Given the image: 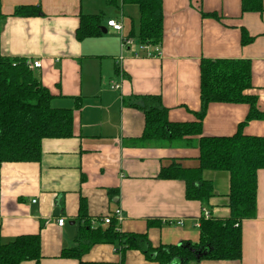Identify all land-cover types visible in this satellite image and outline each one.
<instances>
[{
    "label": "crops",
    "instance_id": "0c3cea01",
    "mask_svg": "<svg viewBox=\"0 0 264 264\" xmlns=\"http://www.w3.org/2000/svg\"><path fill=\"white\" fill-rule=\"evenodd\" d=\"M127 5L123 0H1L6 22L0 56L41 62L33 73L53 96L52 106L74 115L73 137L43 140L40 162L0 163V243L39 235L40 264H156L139 250L121 252L108 243L94 245L81 259L62 257L79 246L83 203L95 229L108 226H93L94 220L120 209L124 222L118 231L147 235L154 247L197 243L206 210L211 218L230 217L228 173L205 172L215 186L207 205L187 200L183 181L159 178L173 163L199 167V137L168 146L144 142L145 115L133 104L159 96L171 122H195L201 61L248 60L253 88L245 94L257 98L264 114V12L243 13L242 0H162L163 40L148 46L147 54L130 37L139 32V7ZM23 6L40 7L42 14L15 17ZM94 15L102 16V34L79 41L81 18ZM110 20L122 23L123 31L109 28ZM243 32L253 39L246 46ZM123 38L133 45L124 49ZM249 110L247 104H211L203 135L233 136ZM243 134L264 138V120L249 122ZM60 218L66 220L63 227ZM242 240V260L198 264H264V170L258 173L257 214L242 222Z\"/></svg>",
    "mask_w": 264,
    "mask_h": 264
},
{
    "label": "trees",
    "instance_id": "16d2710c",
    "mask_svg": "<svg viewBox=\"0 0 264 264\" xmlns=\"http://www.w3.org/2000/svg\"><path fill=\"white\" fill-rule=\"evenodd\" d=\"M114 3L115 0H107ZM139 7V32L131 35L142 46L162 43L164 15L162 0H123ZM243 13H263V0H242ZM40 7H18L15 17H36ZM6 22L0 0V38ZM102 16H83L77 39L95 38L102 34ZM253 39L243 32L242 43ZM252 64L248 60H207L200 65L201 110L197 121L173 123L161 97H141L133 104L145 115L142 140L147 143H173L189 137H199V167L186 169L173 163L159 174L162 180L185 183L186 198L208 204L215 196V186L206 180L205 172H225L230 176L229 209L227 219H204L199 227V241H184L179 245L154 247L147 235L123 234L113 217L107 229L94 228L86 217V205L81 206L83 220L79 246L62 253L64 258L81 259L91 247L100 243L117 245L124 250H139L156 264H198L202 261L233 262L243 257L242 222L257 214L258 173L264 170V138L243 134L244 127L253 120H264L257 108V98L245 94L252 89ZM53 96L42 86L26 59L0 56V163H37L42 156L45 139L71 138L74 135L73 110L52 106ZM247 104L249 114L230 137L203 135V121L211 104ZM102 220V219H101ZM100 220V221H101ZM42 259L39 235L18 237L14 242L0 243V264H22Z\"/></svg>",
    "mask_w": 264,
    "mask_h": 264
},
{
    "label": "built area",
    "instance_id": "2783aa9c",
    "mask_svg": "<svg viewBox=\"0 0 264 264\" xmlns=\"http://www.w3.org/2000/svg\"><path fill=\"white\" fill-rule=\"evenodd\" d=\"M107 26L109 28H112L114 31L119 32V33H121L123 31L122 23H119V22H117L115 20L108 21L107 22ZM132 45H133V40L128 39V38H123V48L124 49L126 47H131ZM141 49L144 50V51L145 50L149 51V47L148 46L142 47ZM148 56H153V54L151 52H149ZM26 63H27L28 68L30 70H32V71L35 70V69L41 68V62H39V61H33V60H30V59H26ZM118 88H119V85H113L112 86V89H118ZM113 217L116 219V221L118 222L119 225L124 222V213H123L122 210L118 209L112 215L106 216L101 221L100 220H97V221L94 220L93 221V226H95V224H97L99 222H101L104 225H109L111 223ZM203 218L204 219H210L211 218V215H210L209 211H207V210L204 211ZM65 224H66V220L64 218H60L58 220V226L59 227H63ZM178 225L182 226L183 225V221H179ZM199 227H200V225H199Z\"/></svg>",
    "mask_w": 264,
    "mask_h": 264
},
{
    "label": "rangeland",
    "instance_id": "374dc122",
    "mask_svg": "<svg viewBox=\"0 0 264 264\" xmlns=\"http://www.w3.org/2000/svg\"><path fill=\"white\" fill-rule=\"evenodd\" d=\"M127 7H130V8H131V7H133V8H134L135 6H132V5H127ZM125 14H127V15H128L127 11H126V13H125ZM138 26H139V25H137V27H138ZM155 144H162V145H166V146H168V145H169L168 143H165V144H164V143H155Z\"/></svg>",
    "mask_w": 264,
    "mask_h": 264
},
{
    "label": "water",
    "instance_id": "95a60500",
    "mask_svg": "<svg viewBox=\"0 0 264 264\" xmlns=\"http://www.w3.org/2000/svg\"><path fill=\"white\" fill-rule=\"evenodd\" d=\"M106 31L104 30V33H105Z\"/></svg>",
    "mask_w": 264,
    "mask_h": 264
}]
</instances>
